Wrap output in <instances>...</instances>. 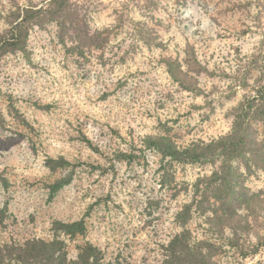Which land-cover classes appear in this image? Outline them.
<instances>
[{
    "label": "rangeland",
    "instance_id": "1",
    "mask_svg": "<svg viewBox=\"0 0 264 264\" xmlns=\"http://www.w3.org/2000/svg\"><path fill=\"white\" fill-rule=\"evenodd\" d=\"M50 1L0 0V33L11 11ZM72 3L87 39L35 25L26 53L1 61L0 247L58 240L67 264L89 245L105 262L166 264L169 242L186 233L210 264H264V169L234 164L259 196L256 208L215 229L207 222L214 214L195 206L183 226L176 219L195 184L221 161L183 164L145 147L148 137L187 147L231 132L233 110L264 74L260 59L247 85L237 79L264 56V0ZM168 60L195 91L170 76ZM255 128L262 140V123ZM60 181L68 183L53 196ZM63 221H83L85 231L56 232Z\"/></svg>",
    "mask_w": 264,
    "mask_h": 264
},
{
    "label": "trees",
    "instance_id": "2",
    "mask_svg": "<svg viewBox=\"0 0 264 264\" xmlns=\"http://www.w3.org/2000/svg\"><path fill=\"white\" fill-rule=\"evenodd\" d=\"M72 5V0H51L46 7L35 9V6H31L11 11L5 17L8 28L0 33V65L2 59L9 54L26 53L29 31L35 25L55 23L59 31L66 33L73 28L79 40L87 39L84 38L87 35L84 23L79 19L77 10ZM77 48L79 49L80 46ZM260 59L264 60V56L255 57L248 66L243 68L244 72L239 73L237 79L241 85H247L252 69L260 65L264 69V62L260 64ZM167 65L170 76L179 83L183 90L195 91L197 89L187 74L181 70L180 64L168 60ZM257 84L260 86L254 88L253 94H248L244 101L233 110V126L228 135L209 143L193 142L187 147L178 146L169 136L145 139L147 149L155 150L163 158H169L173 162L206 165L221 161V166L217 171L209 177L199 179L195 184L193 200L190 204L183 206L177 216L176 221L180 225L186 224L191 217V208L195 206L201 214L208 212L214 214L213 217L208 218L207 222L217 229L225 220L229 221L238 217V211L244 207L254 209L258 205L259 196L249 192L245 186L244 175L234 165L242 161L249 170L252 164L264 169V138L262 140L258 138L255 128L256 123H262L264 128V74L263 77L258 78ZM66 183L62 181L57 183L52 189V195L54 196ZM212 199L216 202L213 205ZM54 230L75 237L85 231V225L83 221L55 222ZM63 245L58 240L52 243L31 240L21 247H0V264H8L12 259H15L17 264H67L65 254H62ZM201 247L200 243L192 247L186 233L175 236L167 247L169 255L166 264H172V262L175 264H210ZM102 258V252L89 245L79 256L78 261L71 264H115L105 262Z\"/></svg>",
    "mask_w": 264,
    "mask_h": 264
}]
</instances>
